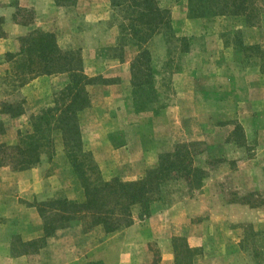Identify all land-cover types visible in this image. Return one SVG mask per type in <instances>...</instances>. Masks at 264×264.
<instances>
[{
    "label": "rangeland",
    "instance_id": "1",
    "mask_svg": "<svg viewBox=\"0 0 264 264\" xmlns=\"http://www.w3.org/2000/svg\"><path fill=\"white\" fill-rule=\"evenodd\" d=\"M97 1L101 10L99 16L106 15L107 18L102 20L103 24L90 30H87V22H83L84 31L93 32L95 36L92 37L98 39L103 32L114 27L118 41L121 13L111 6H105L103 0ZM187 1H160V6L171 13L174 36L168 40L165 35L160 34L148 44L158 93L155 108L153 106L150 110L139 113L132 105L130 65L136 56V48L124 49L121 52L124 59L121 61L113 58L115 52L108 50L114 46L103 45L101 41L97 44L86 34L79 37L78 43L75 44L82 47L73 50L62 49L80 52L83 61L86 59L84 70L90 78L118 83L124 77L130 81L126 89L120 85L115 97L107 95L100 103L104 106L102 111L106 116L110 114L114 118L125 119V122L127 119L133 122L125 124L117 121L108 125L97 133L100 137L80 124L84 152L79 160L87 158L86 165L93 162L100 170L102 178L107 181L114 178L125 182L140 180L147 171L139 172V163L142 160H151V157L145 154L154 146L156 135L161 129L165 130L171 126L159 124V117L170 113L176 121L195 118L196 123L176 125L177 131L183 135L175 143L193 144L192 149L198 152L194 158L195 165L204 169L207 176L210 174L208 170L216 171L210 179L204 180L201 189L195 191H189L183 182L172 183L165 190V204L157 202L160 209L180 202H183L184 206L189 205L188 216L177 220V226H174L175 232L179 231L178 234L155 235L149 228L148 240H140L134 234H123L117 241L123 242V247L116 246L114 256L124 252L125 255L133 254L139 264H161L166 253L164 247L170 246L175 264L173 239L182 237L191 249L197 250L193 264H204V261H207V264H264V4L259 23L251 27L244 17L190 19ZM10 2L12 5L17 4V0ZM59 8L62 10L60 15H64L67 14L64 12L68 9L69 13L73 6ZM15 20L24 24L30 23L35 21V12L18 9ZM2 24L3 19L0 18V36H5ZM79 29L81 30V26ZM65 41H69V38ZM0 59L7 63L13 62L8 55ZM13 68L14 65H11L10 70L0 74V113L3 103L25 99L18 90L26 84L20 87L19 83L12 79ZM181 72L194 74L193 86L184 84L183 90L176 88L174 78ZM108 75L116 77L108 78ZM38 84V94L33 93L31 96L33 110L51 105L54 93L59 90H51V84L46 81H40ZM100 95L101 93H97V96ZM43 96L48 97L44 99ZM191 97H194V107L190 103ZM36 98L38 105H35ZM1 115L3 117L0 121L5 123L6 131L13 129L10 139L14 138L16 144L17 128L25 127L26 122L21 120L12 124L13 118L2 113ZM28 127L29 123L23 130ZM109 133L112 134L111 140L104 142L103 134ZM61 144L64 148L60 133H56L55 154L56 148L59 149ZM125 145L129 147L119 151ZM43 157L45 168H42V174L39 176L43 180V176L51 175L52 172V177L48 179L49 182L43 180L37 184L36 187L41 188L37 195H34V186L20 189L14 171L7 165L0 166V180L5 181L1 192L22 195L25 199H20V203L27 206L59 198L85 201L84 188L67 155L64 161L59 158L51 161L53 157L48 158V155ZM63 162L70 167L71 172L67 174L64 170L56 177L57 173L54 171L59 169ZM30 181L34 182L30 177L23 179L26 183ZM137 210L140 212L139 207L133 208L135 215ZM8 222L11 223L10 226L0 228V264H33V261H28L27 258H14L37 255L60 230L74 228L89 233L97 228L102 229L97 227L85 231V224L75 221L68 228L60 229L54 236L46 238L45 244L38 241L27 247V242L23 241L21 235L12 234L19 226L17 220ZM125 238L127 240L122 241Z\"/></svg>",
    "mask_w": 264,
    "mask_h": 264
},
{
    "label": "trees",
    "instance_id": "2",
    "mask_svg": "<svg viewBox=\"0 0 264 264\" xmlns=\"http://www.w3.org/2000/svg\"><path fill=\"white\" fill-rule=\"evenodd\" d=\"M79 0H55L58 7L75 6ZM161 0H110L111 7L122 15L117 45L108 50L115 52V59L123 57L127 47L137 50L130 65L132 105L135 111L144 112L155 108L158 93L150 41L163 34L168 40L174 36L171 13L160 6ZM190 19H207L220 16L244 17L249 26L259 23L264 0H188ZM21 50L8 54L14 62L12 79L23 86L40 76L67 74L68 84L53 95L52 104L33 114L29 127L18 132L14 145L0 144V166H10L14 172L29 170L41 163L43 156L55 154V134L60 133L67 157L85 191V201L67 198L51 199L33 204L44 223V237L26 243L31 244L54 236L60 230L82 221L85 231L101 227L106 235L133 225L132 211L139 207V218L151 216L152 206L164 202L165 190L172 183L183 182L189 191L203 187L207 172L197 167L194 158L198 154L193 144H176L172 151L159 155V165L147 171L137 181L119 178L104 180L100 170L87 158L80 161L84 152L79 114L91 105L88 87L112 84L111 80L90 78L84 70L79 51H63L50 32L34 31L20 39ZM26 112V101L5 102L1 113L18 118ZM6 133L5 123L0 121V135ZM89 161V160H88ZM175 264H193L197 250L191 249L182 237L173 239Z\"/></svg>",
    "mask_w": 264,
    "mask_h": 264
},
{
    "label": "crops",
    "instance_id": "3",
    "mask_svg": "<svg viewBox=\"0 0 264 264\" xmlns=\"http://www.w3.org/2000/svg\"><path fill=\"white\" fill-rule=\"evenodd\" d=\"M0 2H2V4H0V18L3 19L2 28L3 32L5 33V36H0V57H5L8 54H18L21 50L20 39L36 30L55 33L59 47L64 50H73L76 47H82L75 44L78 43L79 37L86 34L91 36V40L93 42L96 41L97 44L100 43V41L103 43V45L107 46H115L116 44L117 30L114 27H111V29L107 32H103V34L99 36L98 39L93 38L95 36L93 32L91 33L90 31H84L83 22H87V30H90L92 27L96 28L98 25L103 24L102 20L107 18L106 15L99 16L101 10H99L100 5L98 4L99 2L97 0H79L77 4L70 10V12L68 13L67 9L64 12L67 14L64 15H60V11L62 10L56 5L55 0H17V4L15 5H12L10 0H0ZM103 2L105 6H111L110 0H103ZM18 9L33 10L35 12V21L26 24L16 21L15 14ZM80 26L81 30L79 29ZM67 37L69 38V41H65ZM1 59L0 74H5L6 71L10 70V66L14 65V63L3 62ZM84 60L86 63V59ZM106 77L114 78L116 76L108 75ZM68 80L69 78L67 74L42 76L20 88L18 92L25 96L26 112L22 116L14 118L12 120V124L24 120L26 122V126H28L30 116L39 113L41 110H33V106L31 104L33 101L31 100V96H33V93H36L37 95L39 92V90H37L39 87L38 82L46 81L47 83L51 84V90H61L68 84ZM127 80L128 79L123 77L122 81L118 83L107 85H91L87 88L91 98V106L88 108L87 113H85L84 110L80 113L81 116L79 114V121L83 127L90 129L92 133L94 132L95 136L100 137L101 135L97 133L101 129L108 125L117 123V121L119 123L125 124L133 122L130 119H127V122H125V119H117L110 114L106 116L102 111L104 106L101 105L102 103H100V100L102 102L104 97L107 95L115 97L116 92H118L117 87H120V85L126 89L130 83V81ZM174 81L176 88L183 90L184 84H188V86L194 85L195 76L194 74L189 75L181 72L175 76ZM97 93H101V95L97 96ZM44 97L45 96L42 98ZM193 98L194 97H191L192 101L190 102L192 107L195 106ZM34 100L35 105H38L39 101L37 98ZM40 100L42 101L41 98ZM82 113H85V115H82ZM2 117L3 116L0 113V120ZM196 122L197 120L195 118L176 121L175 118L170 115V113L167 116L159 117V124H170L171 126L165 130L161 129L159 134L156 135V138L154 139V146L150 147V150L145 154L151 157V160H142L138 166L139 172L145 173L150 169L156 168L159 162V155L163 152L172 151L174 149L173 147L176 144V140H178L179 137L183 135V133H179L177 131V124L181 123L185 125ZM25 127L19 126L17 128V133L20 130H23ZM12 132L13 129L7 130L4 135H0V144H14L15 139H10V134ZM111 135V133L108 135L103 134L104 142H106L107 139L111 140ZM123 147L124 148L119 149V151H122L125 149V147L129 146L125 145ZM56 154L53 156L51 161H53L54 158H59L61 161H64L66 153L64 152L62 144L60 145L59 149L56 148ZM44 159L45 157L42 158L39 165L29 170L20 172L12 171L15 178H17L19 182L20 189L21 187L25 186H28V188L30 186H34L35 189H33V192L35 193L34 195H37L41 191V188L36 187L37 184L39 182L41 183L43 180H50L52 177V172L51 175L48 174L47 176H43V180L40 178L42 174L40 171L44 167ZM62 166L54 171L57 173L56 177L59 176V174L64 170L67 174H70V167H67L66 163L64 162ZM214 171L216 170H208V174H210L207 176L206 180L212 177V173H214ZM29 177L32 178L34 182H23V179H27ZM4 183L5 181L0 180V228L2 227L3 229L5 226H10L11 223L8 222L10 220H17L19 226L17 229L15 228L12 234L16 233L21 235L23 241L27 243L43 238L45 233L44 223L41 216L39 215V212L37 211V208L34 205L28 204L27 206L21 204L20 199H25L22 195H17L10 192H1V188ZM183 206L184 203L180 202L178 204H174L171 207L160 209L157 207L156 202L152 206L153 212L151 216L145 219L139 218L140 212H138V210L136 213L137 215H135L133 211V225L110 235H106L100 228H97L89 233H83L79 229L74 228L60 230L57 232L56 236L48 241L46 246H43V248L40 249L37 255L21 256L14 259L23 260L27 258L28 261H33V264H139L133 254L125 255L124 252H121L120 255H117V257L114 256L115 247H123V242H117L119 240V236H122L123 234L127 236L134 234L140 240H148V228L152 233H155V235L157 233H171V236L176 235L179 233V231L175 232L174 229V226H177V220H180L183 216H188L187 210L189 205L187 204L186 206ZM154 208L156 209L154 210ZM126 240L127 238L122 241L125 242ZM164 250L166 253L163 255L161 264H173L174 259L171 247L165 246ZM204 264H207V261H204Z\"/></svg>",
    "mask_w": 264,
    "mask_h": 264
}]
</instances>
